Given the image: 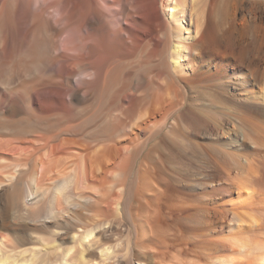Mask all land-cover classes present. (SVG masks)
I'll list each match as a JSON object with an SVG mask.
<instances>
[{
  "label": "bare ground",
  "instance_id": "obj_1",
  "mask_svg": "<svg viewBox=\"0 0 264 264\" xmlns=\"http://www.w3.org/2000/svg\"><path fill=\"white\" fill-rule=\"evenodd\" d=\"M84 1H0V264H264V0Z\"/></svg>",
  "mask_w": 264,
  "mask_h": 264
},
{
  "label": "rangeland",
  "instance_id": "obj_2",
  "mask_svg": "<svg viewBox=\"0 0 264 264\" xmlns=\"http://www.w3.org/2000/svg\"><path fill=\"white\" fill-rule=\"evenodd\" d=\"M0 1L2 2V0H0ZM54 1L55 0H52V2H54ZM76 1L85 2L84 0H76ZM229 1L230 2H236L235 0H229ZM187 18H188V16H187ZM35 26H36V24H35ZM64 35H65V33H61V34L57 33V35L54 36V38L59 39L61 41L63 39ZM70 60H72V59H70ZM123 63H124V65H126V67H128V69H130V72H131L130 78L128 80V83H129L128 86L129 87L133 86L135 84V82L138 80V78L143 80L146 78V76L148 74L151 75L154 72V68H155V62L153 60H151L150 58H148L146 56V53H142L141 55H140V53H135L131 57H128V59H126ZM71 69H76V66L75 65L71 66ZM137 74H138V76H137ZM124 77L126 78V77H128V75H124ZM55 79H57V77L53 78L52 76H50L49 81L52 82ZM59 86L63 87V83H60ZM112 86L108 87L107 89H104V90L98 89L97 91L94 90L95 88H92V90L88 93L87 98L85 100H80L78 102L77 105L79 108H84V107L87 108L86 111L77 115V117L80 119H82L84 116H88L89 114H92L93 111L99 110V112H100L95 117L94 122L89 125L90 128H95L96 126H98L101 123L103 124L105 122L104 120L108 117L109 113L115 111V109L118 105V101H116V99L114 98L115 97L114 95H116V92H117L120 84L117 85L118 86L117 88L115 86H114L115 88L113 87L114 92L112 90ZM74 87L75 88L77 87L76 84H74ZM79 87H80L79 89H81V90L85 89L84 85H80ZM110 88H111V90H110ZM107 93L109 95H107ZM64 100L68 101V98H65ZM101 102H103L104 104ZM75 106H76V104H75ZM74 108H72V110ZM57 181H53V183L50 182L46 186L47 188L50 187L49 191H48L49 197L51 194H53L55 187L56 186L58 187V185H61V183L63 182V180H61L62 182L59 180H57ZM4 196H6V195H0V208L5 206V204H6L7 197H4ZM46 208L48 210L47 212H49V210H50L49 205L46 206ZM45 234H46V232H44L43 235H45ZM32 245L41 247L44 244L40 241L35 242V243L26 244L27 247L32 246Z\"/></svg>",
  "mask_w": 264,
  "mask_h": 264
}]
</instances>
